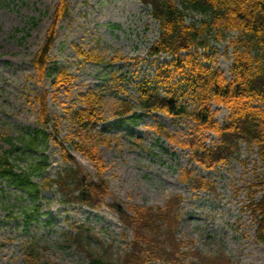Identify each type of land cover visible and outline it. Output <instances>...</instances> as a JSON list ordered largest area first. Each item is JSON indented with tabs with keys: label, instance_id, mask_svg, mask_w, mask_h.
I'll return each instance as SVG.
<instances>
[{
	"label": "rangeland",
	"instance_id": "rangeland-1",
	"mask_svg": "<svg viewBox=\"0 0 264 264\" xmlns=\"http://www.w3.org/2000/svg\"><path fill=\"white\" fill-rule=\"evenodd\" d=\"M59 1L0 0V151L12 149L11 157H17L24 166L31 157L47 162L42 176L35 178L40 180L57 177L73 164L64 162L58 143L61 141L86 173L98 179L95 163L74 150L67 140L71 126L66 111L80 103L81 93L103 89L107 120L93 127L88 142L97 145L106 162L102 176L108 182L109 193L105 203L91 208L63 202L56 187L43 190L35 200L17 186L0 181V264H28L27 242L38 244L41 257L49 264H90L86 252L67 235L79 228L86 238L90 236L94 246L106 250L115 263L123 264L121 257L130 250L134 237L111 204L158 209L170 201L176 203L178 198L179 217L168 224L170 229L165 225L159 245L160 250L169 247L167 232L173 233L185 242L179 250L184 262L158 257L145 264H264V244L256 236L257 223L249 207L251 198L260 199L263 192L257 185L262 167L256 145L241 141L227 161L206 168L182 143L195 135L210 144L218 136L211 130L197 132L193 119L139 112L135 120L118 124L115 111L119 99L136 103L134 82L143 76L153 77L158 64L172 59L166 54L148 53L160 32L151 8L141 0H67L69 9L59 20L50 52L49 71L53 74L39 79L33 58L44 43ZM202 19L199 13L188 16L189 22ZM237 35L231 30L224 39L213 42V64L229 77L233 65L230 40ZM77 46L102 55L105 62L84 60ZM117 54L124 58L110 62ZM62 69L74 79L54 88L53 77ZM46 90L50 113L61 120L57 141L49 137L37 152L26 153L18 149L22 144L18 137L40 127V105L35 96ZM213 107L219 122H224L229 109L218 104ZM161 125L170 136L159 131ZM47 131L51 133V127ZM190 169L208 184L196 188L186 176ZM28 213L34 214L30 222Z\"/></svg>",
	"mask_w": 264,
	"mask_h": 264
},
{
	"label": "trees",
	"instance_id": "trees-1",
	"mask_svg": "<svg viewBox=\"0 0 264 264\" xmlns=\"http://www.w3.org/2000/svg\"><path fill=\"white\" fill-rule=\"evenodd\" d=\"M141 1L151 7V14L160 25L159 37L149 48V55L166 54L172 59L158 64L153 77L143 76L134 82L138 93L136 103L124 97L119 99L115 111L118 124L135 120L139 112L150 114L158 111L173 118L193 119L197 132L211 130L218 136V141L211 144L195 135L182 143L192 150L196 161L206 168L227 161L235 154L241 141L256 145L263 167L257 185L263 189V193L260 199L251 198L249 207L257 223L256 236L264 244V0ZM68 9L67 0H60L44 43L33 58L39 79L53 74L49 71L50 52L56 40L59 20L67 14ZM194 13L203 15L201 22L188 21V16ZM231 30L237 31L238 35L230 40L233 65L231 78H228L222 69L213 64L216 49L213 42L224 39L226 32ZM77 52L84 60L105 62L102 55L79 46ZM119 58L124 56L117 54L110 62ZM122 77L126 80L125 75ZM73 79L74 76L68 70L62 69L53 77L52 85L56 88ZM48 97L47 90L35 96V101L40 105V127L24 131L18 137L22 141L18 149L26 153L37 152L49 137L57 141L61 120L52 117ZM104 99L103 89H90L80 94L79 104L69 106L66 111L71 126L67 140L74 150L95 163L100 174L98 179L87 174L67 146L59 141L64 162L73 164L58 173L57 177L36 180L47 168V162L31 157L25 166L21 165L17 157H11L12 149H9L0 151V181L17 186L23 190V194H29L35 200L41 197L43 190L56 187L61 193V200L67 204L77 203L96 208L105 203L109 185L102 174L107 165L97 145L88 142L93 127L107 120L103 112ZM213 103L223 104L230 110V115L223 123L216 118ZM49 127L51 133L47 131ZM163 130L166 132L161 125L159 131ZM8 140L15 144L11 138ZM186 176L191 177L196 188L208 184V180L195 175L191 169ZM179 203L178 198L176 203L170 201L165 208L158 209L134 204L126 207L119 202L111 204L121 222L133 232L131 248L121 257L123 264H145L158 257L174 263L184 262L179 250L185 242L178 240L173 233L167 232L169 247L163 246L160 250L159 245L160 235L167 229L165 225L174 223L179 217ZM33 215L27 214V222ZM67 235L86 252L90 264H117L106 250L94 246L90 236L86 238L82 229H77L75 233L68 232ZM25 247L28 264H49L41 257L38 244L27 242Z\"/></svg>",
	"mask_w": 264,
	"mask_h": 264
}]
</instances>
